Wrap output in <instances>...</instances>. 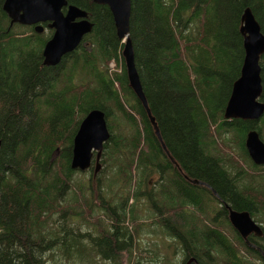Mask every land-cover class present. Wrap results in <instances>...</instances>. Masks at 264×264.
<instances>
[{
	"label": "trees",
	"instance_id": "trees-1",
	"mask_svg": "<svg viewBox=\"0 0 264 264\" xmlns=\"http://www.w3.org/2000/svg\"><path fill=\"white\" fill-rule=\"evenodd\" d=\"M68 2L88 11L92 32L59 65L48 67L44 36L14 34L0 0V264H73L84 239H68L58 254V237L73 219L84 225L71 223L72 232L94 231L86 235L104 264H125L124 252L127 264H134V236L142 223L134 220L132 206L140 199L129 205L126 197L155 175L161 190L153 219L163 234L189 243L199 263L262 264L264 186L247 176L244 143L251 130L263 137L264 115L258 122L228 121L224 111L244 59L242 14L249 8L264 35V0H131L134 65L161 140L129 87L109 9L89 0ZM112 61L119 72L109 68ZM260 66L264 103V56ZM92 110L102 111L106 123L109 115L116 122L113 131L108 127L96 173L71 168L74 136ZM234 148L241 155L232 154ZM86 174L87 186L79 178ZM98 190L107 219L97 217L84 197ZM67 198L71 204L62 202ZM226 205L257 219L261 253L247 248L246 257L224 248L240 242ZM69 209L80 211L67 217ZM56 215L64 219L59 231ZM146 216L141 219L152 218ZM176 252L182 256L180 248Z\"/></svg>",
	"mask_w": 264,
	"mask_h": 264
},
{
	"label": "water",
	"instance_id": "water-1",
	"mask_svg": "<svg viewBox=\"0 0 264 264\" xmlns=\"http://www.w3.org/2000/svg\"><path fill=\"white\" fill-rule=\"evenodd\" d=\"M96 5L106 6L112 16L116 36L123 44L122 58L130 89L145 109L153 127L155 136L161 140L154 117L150 113L142 91L138 73L134 65V53L130 40L131 0H92ZM67 0H4L2 10L10 19V24L35 26L50 22L54 30L51 39L43 49V64L57 66L66 55L75 51L83 37L92 30V24L85 20L86 13L76 6L69 5L66 14L62 9ZM79 19V21H76ZM35 31L41 33L42 27L36 26ZM240 34L243 37L244 59L238 79L233 83L227 101L225 120L240 119L258 122L264 115V103L260 101L262 94V78L260 60L264 56V35L249 8L241 17ZM110 138L106 118L102 111L92 110L81 121L73 139L71 168L84 171L91 166L93 153H96L95 172L100 168L99 159L103 145ZM245 150L255 166H264V143L256 130H251L245 138ZM165 151V147H162ZM170 161L174 159L168 154ZM197 184V181H191ZM228 219L232 228L246 238L249 234L261 237V226L248 212H236L226 205ZM264 258V254H263Z\"/></svg>",
	"mask_w": 264,
	"mask_h": 264
},
{
	"label": "rangeland",
	"instance_id": "rangeland-1",
	"mask_svg": "<svg viewBox=\"0 0 264 264\" xmlns=\"http://www.w3.org/2000/svg\"><path fill=\"white\" fill-rule=\"evenodd\" d=\"M13 30L15 31L14 34H16V35H21V36L22 35L23 36L35 35L31 30L25 29V28L14 27ZM43 36L45 38H48L49 34L45 33ZM16 38H18V37H16ZM82 47L84 49H86V51L90 52V49L88 48V46L83 45ZM109 68L111 69L112 72L113 71L119 72V70H117V66L115 65L114 61H112L109 64ZM115 87L118 88V85L116 84ZM131 104H132V101H131ZM115 123L116 122H115L114 118L111 115H109L107 117V125L110 128V131L114 130V124ZM121 123L123 124V121H121ZM249 123H252V122H249ZM262 134H263V137L261 136V140L264 143V130L262 131ZM233 150L234 151L232 154L236 155V153H237V154L241 155V152L238 151L237 148H234ZM56 156L57 155L55 153L53 155V157H56ZM242 159H244V158H242ZM247 159L248 160H246L245 165H244V169H247V171H246L247 176H252L253 179L260 181L262 183V185L264 186V166H255L252 163V161L249 159V157ZM247 164H248V168H247ZM153 173H157V171L154 170ZM256 173H261L262 175H256ZM98 176L99 175H97V177ZM79 178H80V181L81 182L83 181L86 186L88 185L87 181L90 179V176L88 174H86L84 176H79ZM100 179H101V176H100ZM151 181H153V182L159 181L158 176L155 175L154 177L152 176V178H148V179L145 178V182H144L145 184H141V189L145 190L146 195H148L147 187L150 186ZM149 192H150V200L151 201L140 198V200H139L140 203H136V206L135 205L132 206V212H134V214H133L134 220L139 222V223H142L141 228H139L141 230L138 232V235L134 236V242H133L134 252H133L132 257H131L133 260V263L134 264H180L181 256L178 255V253L176 252V250L178 248V243H177L178 241L176 239H173V238L167 236L166 234H163V228L159 225L158 222L155 223V220L153 219V218H158L159 214L156 212V210H160L158 202H157L158 201L157 188L155 186H151L149 189ZM97 193H98V195H96L94 192L93 193L90 192L88 194L86 193V194H84V197H86L87 201L90 202L91 207H94V205H95V209L97 210L95 215L97 217H99L101 219H107L108 217L105 216L104 213H106V212L104 211V209L99 208L100 204L101 205H102V203L105 204L103 202L105 200H101L99 198V193H100L99 190L97 191ZM138 193H139V191H138ZM131 194H132V191H131L130 195ZM130 195L126 198H130ZM121 201H123V200L118 199V207L123 204ZM131 201L132 200L130 199L129 202H131ZM62 202L67 203V204H71L70 202H72V201L70 198H67ZM207 202H209L213 208H217L216 203L208 201V200L204 201L206 206H207ZM78 203H83V202L81 200H79ZM153 204L155 206L154 209H153ZM102 206L105 207L104 205H102ZM145 209H149L150 212L147 214H151L152 218H147L145 220L141 219L144 216L147 217L146 216L147 214L143 213L145 211ZM69 211H70V213L69 212L67 213V217H70V215H72V214L75 215L77 213V211H80V210L73 211V209H69ZM107 215H108V213H107ZM131 218H132V216H131ZM77 221H78V224L82 228V226L84 224H82L79 219H77ZM77 221L74 219L70 220L69 221L70 227L72 226L71 223L73 224L74 222H77ZM255 221L258 222L257 219H255ZM63 223H64V219H61L60 215H56L54 217L53 226L57 231L60 230V226L63 225ZM107 223H108V221H107ZM104 224H106V222H104ZM48 225H51V223H49ZM129 225L131 226L132 224L129 223ZM70 227L67 230V232L61 233V235L58 237V239H59V244H58L59 256H62L64 254L61 245L64 244L67 246V240L68 239L73 238L80 243H82L80 241V239H84L85 244L82 243L81 245H79V247L77 249L74 250V255H73L74 258L72 260V263L73 264H104L101 261V258L99 257L97 251L95 250V249H97L96 246L91 245L90 238H88V236L86 235V232H94V231L93 230H89V231L84 230L82 232L80 231L79 233H76L74 231L72 232ZM232 230H233V228H232ZM234 233H235V231H234ZM235 235H236V233H235ZM92 239H96V241H97V236H92L91 240ZM56 257H57V255H56ZM121 258H122L121 261H123L125 264H127L129 256L126 254V252L121 254ZM49 264H53V263L49 262ZM105 264H108V262H105Z\"/></svg>",
	"mask_w": 264,
	"mask_h": 264
},
{
	"label": "flooded vegetation",
	"instance_id": "flooded-vegetation-1",
	"mask_svg": "<svg viewBox=\"0 0 264 264\" xmlns=\"http://www.w3.org/2000/svg\"><path fill=\"white\" fill-rule=\"evenodd\" d=\"M89 1L92 2L91 0H89ZM69 5L76 6L75 4L69 3L67 1V6H65L62 9V11H63L64 14H66ZM101 6H103V5H101ZM103 7H106V6H103ZM77 8L83 10L86 13L85 20H87L88 22H90L93 25V23L90 20V15H89L88 11H86L85 9L80 8V7H77ZM76 21H79V19H77ZM40 26L42 27L41 34L48 33L49 34L48 39H50L52 37V35H53V32H54V30L50 28V24L48 22H46V23H41ZM29 28L32 29L33 31H35L34 30V26H29ZM92 28H93V26H92ZM91 32H92V30H91ZM96 162H97V160H96V153H93V156H92V159H91V166H90V168H93L94 171H95V167H96ZM90 168H88V170ZM151 186H155L157 188V191H160L161 190V188H160L161 183L160 182H158V181L157 182L151 181L150 186L147 187V189H148V197L150 196L149 189H150ZM131 191H132V194L130 195L131 196L130 199L132 201L129 202V205L132 204L133 200H137V199H135L136 198L135 196H138V198L140 199V198H143L146 195L145 194V190H142L141 187H139V188H134L133 187V189ZM138 191H139V193H138ZM118 198H121V196H118ZM206 198H209V197H206ZM228 214H229V212H228ZM229 224H230V222H229ZM235 233H236V235L240 239L239 246H237V244L233 243L232 247L228 248V247H226V244L224 245V243H222V242L214 243V245H220V244L221 245H224V248L229 249V251H228L229 253H231V251H232L231 249H233V248H234V250L237 249L240 254H242V255H244L246 257H247V248L250 249V250H253V251H258V252L261 253L260 248H259V244L261 245V242L259 240H257V239H260L262 236L261 237H257V236H254L253 234H249L244 239L241 236H239V234L236 231H235ZM177 243H178V248L181 249V255H182L181 256V260H180V264H205L203 262L199 263V261H198L197 258H194V257L191 256V253L189 252V250H190L189 243H184V244L181 243V242H177ZM261 263L264 264L263 254H262Z\"/></svg>",
	"mask_w": 264,
	"mask_h": 264
},
{
	"label": "bare ground",
	"instance_id": "bare-ground-1",
	"mask_svg": "<svg viewBox=\"0 0 264 264\" xmlns=\"http://www.w3.org/2000/svg\"><path fill=\"white\" fill-rule=\"evenodd\" d=\"M107 129H108V126H107ZM108 131H109V129H108ZM110 133V132H109Z\"/></svg>",
	"mask_w": 264,
	"mask_h": 264
}]
</instances>
